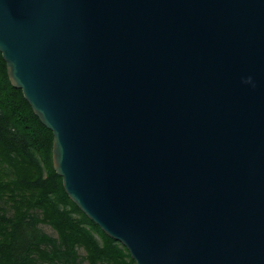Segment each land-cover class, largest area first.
Here are the masks:
<instances>
[{
  "label": "water",
  "instance_id": "water-1",
  "mask_svg": "<svg viewBox=\"0 0 264 264\" xmlns=\"http://www.w3.org/2000/svg\"><path fill=\"white\" fill-rule=\"evenodd\" d=\"M0 52L136 264H264V0H0Z\"/></svg>",
  "mask_w": 264,
  "mask_h": 264
},
{
  "label": "trees",
  "instance_id": "trees-1",
  "mask_svg": "<svg viewBox=\"0 0 264 264\" xmlns=\"http://www.w3.org/2000/svg\"><path fill=\"white\" fill-rule=\"evenodd\" d=\"M53 139L11 84L0 52V264H136L66 193Z\"/></svg>",
  "mask_w": 264,
  "mask_h": 264
},
{
  "label": "rangeland",
  "instance_id": "rangeland-1",
  "mask_svg": "<svg viewBox=\"0 0 264 264\" xmlns=\"http://www.w3.org/2000/svg\"><path fill=\"white\" fill-rule=\"evenodd\" d=\"M40 227H41L45 232H47L48 234L53 235V236H57V232H56V231H55L50 225H44V224H42V225H40ZM79 251H80V253H81L82 255H85V254H86L85 250L82 249V248H81Z\"/></svg>",
  "mask_w": 264,
  "mask_h": 264
},
{
  "label": "clouds",
  "instance_id": "clouds-1",
  "mask_svg": "<svg viewBox=\"0 0 264 264\" xmlns=\"http://www.w3.org/2000/svg\"><path fill=\"white\" fill-rule=\"evenodd\" d=\"M245 83L251 84L252 83V79L248 78L247 80L244 81ZM254 86V85H253Z\"/></svg>",
  "mask_w": 264,
  "mask_h": 264
}]
</instances>
